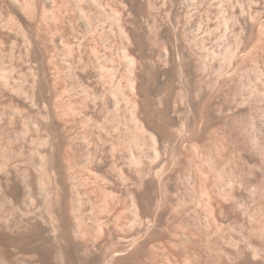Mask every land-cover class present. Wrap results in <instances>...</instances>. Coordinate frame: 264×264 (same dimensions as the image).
<instances>
[{"label":"rangeland","instance_id":"374dc122","mask_svg":"<svg viewBox=\"0 0 264 264\" xmlns=\"http://www.w3.org/2000/svg\"><path fill=\"white\" fill-rule=\"evenodd\" d=\"M79 260L264 264V0H0V264Z\"/></svg>","mask_w":264,"mask_h":264},{"label":"bare ground","instance_id":"6f19581e","mask_svg":"<svg viewBox=\"0 0 264 264\" xmlns=\"http://www.w3.org/2000/svg\"><path fill=\"white\" fill-rule=\"evenodd\" d=\"M21 230H22V229H21ZM26 231H27V230H26ZM28 231H29V230H28ZM16 233H18V232H16ZM20 233H21V231L19 232V234H20ZM28 233H29V236H30V232H28ZM28 233H27V234H28ZM31 233H32V232H31ZM16 235H17V234H16ZM22 235H23V234H22ZM15 237H17V236H14V238H15ZM18 237H19V236H18ZM24 237H25V236H24ZM19 238H20V237H19ZM25 238H26V237H25ZM25 238H24V239H25ZM18 240L20 241V239H18ZM31 240H33V239H31ZM31 240L29 241V238H28L27 241L31 242ZM14 241H15V240H14ZM16 242H18V241H16ZM16 242H15V244H16ZM22 242H23V240H22ZM69 242H70V241H69ZM19 243H21V242H19ZM23 243H24V242H23ZM25 244H27V243H25ZM66 244H67V243H66ZM18 245H19V244H18ZM18 245H17V247H19ZM20 245L22 246V244H20ZM23 245H24V244H23ZM69 245H71V244H69ZM67 246H68V245H67ZM72 246H73V245H72ZM68 247H69V246H68ZM64 248H65V247H64ZM66 248H67V247H66ZM71 248H72V247H71ZM74 248H75V247H74ZM81 248H82V247H81ZM77 249H78V248H77ZM85 249H86V247H85ZM69 250H71V249H67V251H69ZM73 250L76 251V248L73 249ZM79 250H80V248H79ZM64 251H65V250H64ZM67 251H66V252H67ZM86 251H87V250H86ZM73 252H74V251H72V253H73ZM77 252H78V251H77ZM83 252L85 253V251H83ZM78 253H79V252H78ZM80 253H82V252L80 251ZM75 254H77V253H75ZM75 254H74V255H75ZM77 255H78V254H77ZM77 255H75V257H76ZM80 255H81V254H80ZM82 255H83V254H82ZM72 256H73V254H72ZM78 256H79V255H78ZM78 256H77V257H78ZM83 256H84V255H83ZM82 258H83V257H82ZM82 258H81V259H82ZM73 259H74V256H73ZM75 259H76V258H75ZM81 259H80V260H81ZM83 259H84V258H83ZM76 260L78 261V259H76ZM80 260H79V263H80ZM74 261H75V260H74ZM76 264H77V262H76ZM80 264H81V263H80ZM82 264H84V263L82 262ZM86 264H87V263H86Z\"/></svg>","mask_w":264,"mask_h":264}]
</instances>
